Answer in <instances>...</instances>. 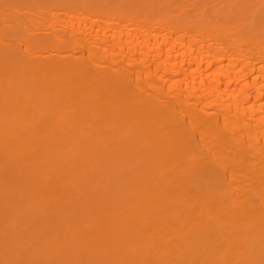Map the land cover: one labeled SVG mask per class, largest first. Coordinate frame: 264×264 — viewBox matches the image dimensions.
Segmentation results:
<instances>
[{"label": "bare ground", "instance_id": "obj_1", "mask_svg": "<svg viewBox=\"0 0 264 264\" xmlns=\"http://www.w3.org/2000/svg\"><path fill=\"white\" fill-rule=\"evenodd\" d=\"M0 264H264V0H0Z\"/></svg>", "mask_w": 264, "mask_h": 264}]
</instances>
